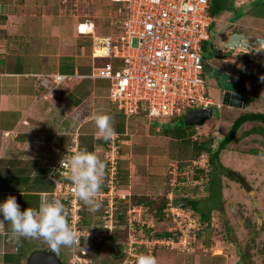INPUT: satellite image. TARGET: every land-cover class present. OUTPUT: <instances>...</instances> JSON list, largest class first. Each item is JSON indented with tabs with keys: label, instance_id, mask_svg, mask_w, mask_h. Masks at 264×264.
Segmentation results:
<instances>
[{
	"label": "crops",
	"instance_id": "crops-1",
	"mask_svg": "<svg viewBox=\"0 0 264 264\" xmlns=\"http://www.w3.org/2000/svg\"><path fill=\"white\" fill-rule=\"evenodd\" d=\"M113 1L115 5L119 2V7L112 11L110 26L100 29L95 18L86 20L91 24L92 32L85 34L79 32L77 27L81 21L73 14L62 13V0H0V200L11 195L22 209H37L42 200L52 199L51 192L57 177L52 176L50 170L58 164L64 150L74 142L79 146L78 140L81 136H92L95 150L100 144L106 145V141L97 139L99 133L94 129L96 125L93 124L91 117L103 103L109 106V110L112 108L116 111L117 108L109 100L108 80L94 77L98 68L103 67L108 58L95 56L93 51L98 46L99 38L115 33L112 23L124 14L122 3ZM255 1L264 3V0ZM261 29L263 30L258 32L255 30L257 34L253 36L254 38L264 37V27ZM97 32H102L103 35L98 36ZM56 74L69 77L54 87L52 78ZM251 102L250 108L253 106L252 100L249 104ZM84 104L86 111L89 110L90 113L87 112L85 118L75 120L73 115ZM249 104L242 108L227 106L238 108L239 113L230 111L223 114V117L233 114L232 120L240 115L247 117L252 111L242 110ZM101 109L104 110L103 107ZM109 110L102 112L110 116ZM118 113L121 114L117 110ZM124 120L123 132L118 130L121 120L113 125L114 132L118 133L120 138L128 135V120L125 118ZM244 126L253 129L262 126L253 134L263 138L259 133L264 124L253 120L244 121L235 136ZM253 134L250 136L254 137ZM129 142L128 139L122 138L119 148L128 145ZM142 154L144 153L141 150L131 146L128 153L119 152V160L128 169L126 183L119 185L120 193L130 196L159 194V188L150 186L154 174L151 176L150 172L144 171L148 170L147 166L150 163L154 165L157 164L155 162L166 160L170 153L159 158L146 155V163L138 165V169L133 172V163L130 159L133 155ZM171 161L178 162L177 159ZM140 168L142 170H139ZM157 175L162 174L159 172ZM50 180L53 181V185ZM172 190L167 194L169 192L172 194ZM147 222L153 227L154 223L151 220ZM93 227H97L99 229L96 228L97 231L101 232L99 224H94ZM89 242V238H83L81 249L86 251ZM209 244L210 242L206 240L201 249H196L191 254L156 247L153 257L156 264H230L227 262L229 258H224L220 250L210 252L212 248ZM76 245L74 243L70 248L62 247L58 253L51 252L62 263L70 264L73 256L79 254ZM113 246L116 258L121 257L117 264H134L124 261L125 248L120 250L119 245L112 243L111 247ZM46 250H50L49 245L42 238L17 240L11 231L10 222L0 219V264H28L32 254ZM230 257H233L232 254ZM61 258H66V263ZM93 260L89 258L88 264ZM234 264L239 262L236 261Z\"/></svg>",
	"mask_w": 264,
	"mask_h": 264
},
{
	"label": "built area",
	"instance_id": "built-area-1",
	"mask_svg": "<svg viewBox=\"0 0 264 264\" xmlns=\"http://www.w3.org/2000/svg\"><path fill=\"white\" fill-rule=\"evenodd\" d=\"M122 3L124 14L112 25L115 33L98 39L95 56H105L108 62L98 68L94 77L108 80L109 100L128 120L139 116L147 124H161L173 117L184 116L189 110L214 105L207 96L203 77L206 60L202 56L203 44L209 40V26L214 18L209 15V0H115ZM79 32H92L91 24L81 21ZM118 61V63H117ZM69 76L56 74L52 78L55 87ZM157 129L159 126L157 125ZM121 138L114 132L105 145V189L97 194L103 204L99 227L81 226L79 211L83 202L73 193V185L66 179L67 157L80 150L77 142L70 146L50 174L57 180L51 192L52 199L64 204L67 222L78 244L82 238L100 240L102 235L115 232L117 201L127 204L125 210L128 244L124 261L133 263L140 248L151 254L156 247H167L180 252H190L203 225L193 211L183 205L173 204L171 192L167 194L166 216L169 219L167 237L145 238L137 235V227L145 221L143 204H131L129 195L120 193L118 184V160ZM201 154L194 165L204 168L207 162ZM173 185V183H171ZM122 227V226H121ZM86 251L79 250L70 264H88Z\"/></svg>",
	"mask_w": 264,
	"mask_h": 264
},
{
	"label": "rangeland",
	"instance_id": "rangeland-1",
	"mask_svg": "<svg viewBox=\"0 0 264 264\" xmlns=\"http://www.w3.org/2000/svg\"><path fill=\"white\" fill-rule=\"evenodd\" d=\"M250 1L235 0V6L239 8ZM257 2L248 4L249 12H259L255 7ZM115 4L113 0H62L61 2L63 14H73L79 21L95 18L97 27L100 29L110 26L112 11L119 7V2L117 5ZM263 27L264 20L244 13L238 15L224 13L212 22L209 41L204 43L202 49V56L207 64L205 69L206 81L214 101V105L211 106L212 116L203 124L193 126L191 137L177 140L161 136V127L178 126L180 121L183 122V117H174L168 120V123H154L160 127L159 131H156L155 128L152 129L139 117L130 118L127 121L128 135L121 137V139L125 138L130 142L128 145L120 146V154L128 153L130 146L144 153L143 156L133 155L131 157L133 172L138 169V165L146 163V155L159 158L170 153L171 156L167 155L166 160L164 159L159 163L155 162L157 164L154 165L150 163L147 166L148 170L144 171V173L150 172L151 176L154 174L150 186L160 189L159 194L163 193V200L166 199L167 192L173 189L176 199H197L199 200L198 206L202 211L210 210L211 219L207 223L201 220L203 227L197 236V242L194 241L192 251L187 254L193 253L196 249H201V245H205V241L209 238V247L212 248L210 252L214 253L220 250V253L224 254V258H229L227 262L230 264H234L236 261L239 264H264V258L261 254V249L264 246V157L253 154L257 149L264 151V138L253 134H256L258 128L262 126H256V129L246 126H244L245 129L240 128L235 138L229 141L219 155L220 162L224 166L238 171L245 177L249 190H245L238 183L222 175H220L218 187L210 186L209 178L206 176L209 167L205 161L203 162L205 164L203 170L206 173L199 174L198 180L193 179L195 167H201L193 163V160H198L200 157L192 159L194 154L193 143L209 140L211 148L218 147L219 142L227 137L233 121L232 118H234V114L224 117L223 114L230 111L239 113L238 108H230L221 104V94L218 96L217 92L218 78H225L223 81L230 84V90H240L238 93L241 92L253 101V106L250 108L251 102L242 112L251 110V113H264V54L259 53L261 47H256L255 52L242 48L230 49L225 47L226 39L231 32H244L253 39V36L257 34L256 32L263 30L261 29ZM96 34L98 36L103 35L102 32ZM213 50L217 53L216 58ZM106 61L108 62V59ZM218 103H220V107H216ZM102 105L98 106L95 113H103L102 111L109 110L108 105ZM87 112L90 113L89 110L86 111L84 104L73 115L75 116L74 119L85 118ZM109 112H111V125L113 127L122 119V116L112 108ZM76 117L78 118L76 119ZM92 122L95 125L93 120ZM249 128H252L254 132L245 134V132H249ZM94 129L97 128L94 127ZM250 134H253L254 137H251ZM67 145L69 146V143ZM104 152L105 144H100L95 152L103 162ZM168 156L171 159H177L178 162L171 161ZM205 157L207 154L203 158ZM159 172H161V176L157 175ZM174 177L175 180H173ZM166 224L154 223V227L157 231H163L168 228ZM146 231V228H141L142 234ZM95 241L98 242L99 240L95 239ZM81 242L82 240L75 246L76 250L83 247ZM105 247H111V245ZM106 248L97 256L94 255V249L90 250L88 256L95 257L90 264L119 263L121 257L116 258L115 247ZM230 254L233 257H230ZM61 259L66 263V258Z\"/></svg>",
	"mask_w": 264,
	"mask_h": 264
},
{
	"label": "trees",
	"instance_id": "trees-1",
	"mask_svg": "<svg viewBox=\"0 0 264 264\" xmlns=\"http://www.w3.org/2000/svg\"><path fill=\"white\" fill-rule=\"evenodd\" d=\"M253 2H255V0H251L248 4H251ZM248 4L245 3L243 6L238 8L237 6H235V0H209L208 12H209V15H211L214 19L220 18L224 13H233L236 15H238L240 13L241 14L244 13L246 15L249 14V15H252L255 17L264 18V3L263 2L255 4V7H256V9H258L259 12H254V13L249 12ZM245 6H247V8H245ZM211 25H212V23H211ZM211 25L208 28L209 33H210ZM203 48H204V46H203ZM213 53H214L215 58H216L217 53L215 52V50H213ZM117 63H118V61H117ZM204 68L205 69L207 68L206 63L204 64ZM206 75L207 74H205V70H204L203 77L205 79V85H206L205 93L207 96L211 97V95L209 93V85L206 81L207 80ZM214 78H217V77H214ZM224 79L225 78H223V79L218 78L217 79L218 96H219V94H221V92L223 90H230L229 89L230 84L223 81ZM249 102H250V100L247 98L245 105H248ZM135 117L141 118V114H139V116H134L132 118H135ZM181 117H183V116H180L179 118H181ZM173 118H170V119H173ZM247 120H253V121H258V122L264 123V113H250L249 112L247 117H245L244 115H240L239 117L234 119L231 123L227 137L224 138L223 140H221L219 142L218 147H216V148H211L209 140H207L205 142L193 143L194 154H193L192 159H195V158L199 157L201 154L205 153V154H207V163H208V167H209V171L207 173L204 172L203 168H196L195 174H193V179L198 180L199 179L198 175L202 174L204 172V173H206V176H208V178H209L210 186L212 185V186L218 187L219 186V178H220V175H222V176L228 178L229 180L238 183L245 190H249L248 184L245 180V177L242 174H240L238 171L232 170L231 168L224 166L220 162V158H219L221 150L225 148V146L229 143V141H231L235 138V133H236L237 129L239 128V126L244 121H247ZM124 121H125L124 117H122L120 123L118 124V130H120L122 132L124 130L123 127L125 126ZM193 126H195V125H185L182 121H180V124H178V126L161 127L160 131H161V134L163 136H166L167 138L169 137L172 139L180 140V139H185V138H189L192 136L191 129H193ZM151 127H152V129H154V128L156 129L157 125L153 123V124H151ZM248 131L249 132H245V134H249L252 131L254 132L253 129L248 130ZM259 134L264 138V129H262ZM78 141H79L78 147L80 150L81 149H87L90 152L96 151L95 146H94L95 141L93 140L92 136H81V137H79ZM66 150H64V153ZM253 154L264 157V153L258 149L255 150L253 152ZM127 174H128V169L126 168L125 165L122 164V161L119 160L118 161L117 178H118V184L120 186H122L123 184L126 183ZM50 181H51V184L53 185V181L52 180H50ZM104 184H105V176L103 177L101 190L105 189ZM172 196H173V204L183 205V206L191 209L193 211V214L196 215L200 219V221L203 220V221H206V223H207L211 219L210 210L202 211L199 208V206H198L199 200L193 199V198L176 199L174 194H173V191H172ZM162 197H164L163 193L157 194L156 196H146V195H140V196L131 195L130 196L129 195L128 199H129V202L131 204H140L141 203L144 205V208L146 211L145 216H144L145 221L151 220L153 223H156V224L161 222L163 224L167 223L166 225H168L169 219L166 216V213H167L166 208H167L168 200H167V198L165 200H163L164 198H162ZM126 208H127V204L124 201H122V200L117 201L116 211H115L116 212L115 223L117 225V228L115 229V232L111 235H102L101 240H99L98 242H96L95 239H90V242L87 245V250H86V256L88 258H90L92 260L95 259V257L91 258L88 256V253L90 252V250L94 249L95 250L94 255L97 256V255H99L100 252H102V250H104L106 248L105 246L111 245L112 243H114L115 245H119L120 250L122 248H125V246L128 244V229L124 227V225L127 224L126 216L124 213ZM102 210H103V204H101V207L97 211H91V210H89L88 206L86 207V205L83 204L81 210L79 211L80 218H81V223H80L81 226L91 228L92 225H94V224H100V222H101L100 217L102 214ZM142 227L146 228V230H147L143 234L141 233ZM137 235L143 236L145 238H150V237H157L158 238V237L169 236V232H167V230L157 231L156 228L154 227V225H153V227H147L146 225H142L141 227L140 226L137 227ZM124 239H125V241H124ZM207 241H209V238L207 239ZM137 251L139 253H146V249L143 247L138 249ZM151 254H152V256L155 255V248L152 250ZM261 254L263 255V258H264V246L261 249ZM214 257H217V256H214ZM219 258L222 259V257H219Z\"/></svg>",
	"mask_w": 264,
	"mask_h": 264
},
{
	"label": "clouds",
	"instance_id": "clouds-1",
	"mask_svg": "<svg viewBox=\"0 0 264 264\" xmlns=\"http://www.w3.org/2000/svg\"><path fill=\"white\" fill-rule=\"evenodd\" d=\"M216 107H220V103ZM91 119L99 133L97 139L110 140L114 135L111 117L105 113H95ZM67 167L65 176L73 185L74 195L91 211L99 210L101 203L96 197L102 188L105 163L95 152L81 149L67 157ZM0 219L10 222L11 231L17 240L42 238L54 253H58L62 247L70 248L77 240L67 222L66 209L60 199L45 198L37 209H22L15 197L9 195L0 200ZM134 264H156V260L150 254L139 253L134 258Z\"/></svg>",
	"mask_w": 264,
	"mask_h": 264
},
{
	"label": "water",
	"instance_id": "water-1",
	"mask_svg": "<svg viewBox=\"0 0 264 264\" xmlns=\"http://www.w3.org/2000/svg\"><path fill=\"white\" fill-rule=\"evenodd\" d=\"M226 48H242L250 52H255L256 47H261V54H264V38L255 37L252 42H248V36L244 33L232 32L226 40ZM246 97L242 93L225 90L222 92L221 104L232 107H244ZM212 116V108H196L190 110L183 116L185 125H201ZM28 264H64L50 250L39 251L32 254Z\"/></svg>",
	"mask_w": 264,
	"mask_h": 264
},
{
	"label": "flooded vegetation",
	"instance_id": "flooded-vegetation-1",
	"mask_svg": "<svg viewBox=\"0 0 264 264\" xmlns=\"http://www.w3.org/2000/svg\"><path fill=\"white\" fill-rule=\"evenodd\" d=\"M239 32V31H238ZM239 33H242V32H239ZM247 36H248V42H252L253 40H254V38L252 39L250 36H249V34H246ZM262 38H264V37H262ZM225 91V90H224ZM230 91H232V90H230ZM234 92H239L238 90H233ZM241 93V92H240ZM221 96H222V92H221ZM246 102V101H245Z\"/></svg>",
	"mask_w": 264,
	"mask_h": 264
}]
</instances>
